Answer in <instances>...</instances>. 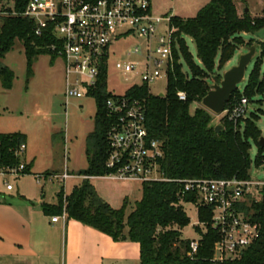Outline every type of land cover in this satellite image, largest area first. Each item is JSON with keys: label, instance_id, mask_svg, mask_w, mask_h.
Returning a JSON list of instances; mask_svg holds the SVG:
<instances>
[{"label": "trees", "instance_id": "16d2710c", "mask_svg": "<svg viewBox=\"0 0 264 264\" xmlns=\"http://www.w3.org/2000/svg\"><path fill=\"white\" fill-rule=\"evenodd\" d=\"M15 9L23 12L29 0H13ZM176 28L178 46L174 47L175 61L168 76L167 90L163 96L150 93L148 85L132 87L127 95L144 102L146 127L152 138L163 143L164 158L160 160L163 176L168 179H249L253 166H264V147L260 145L262 131L257 126L260 116L251 113L236 126L227 117L221 120V129L212 125V113L191 106L200 103L210 91V72L223 65L241 43L243 33L264 35V16L251 18L248 13L239 17L234 0H211L193 18H171ZM35 25L22 16L0 19V79L5 89H11L15 74L2 64V59L13 49L16 41L23 43L27 59V75H33L32 66L40 55L56 56L48 49L54 42L49 35L38 37ZM192 39L196 57L190 52L186 38ZM264 47V39L259 41ZM264 49L254 61L248 80L242 91L232 95L226 108L234 99L243 97L253 101L264 95ZM187 70H184L185 66ZM106 75L92 97L96 101L94 130L86 140L88 169L81 175L86 178L74 186L69 194L62 189L57 194V204H43V211L50 216L65 214L85 226L92 227L115 241L130 240L140 245V264H264V200L253 203V219L261 224L258 240L238 259L214 261V246L219 233L211 227L212 211L198 208L199 223L207 225L202 234L197 253L192 254L190 240L182 239V230L191 219L179 203L181 185L176 182L156 181L142 183V197L128 210L129 202L115 209L97 193L90 177H102L109 173L107 134L112 119L106 105ZM178 92H185L186 101H180ZM26 142L22 133H0V169L18 167L23 159L16 155ZM253 145L257 151L252 157ZM29 166L23 175L29 174ZM80 175V176H81ZM194 201L187 196L185 202ZM196 230L201 231L199 227Z\"/></svg>", "mask_w": 264, "mask_h": 264}, {"label": "built area", "instance_id": "2783aa9c", "mask_svg": "<svg viewBox=\"0 0 264 264\" xmlns=\"http://www.w3.org/2000/svg\"><path fill=\"white\" fill-rule=\"evenodd\" d=\"M16 16L32 21L36 36L49 35L54 39L48 49L63 61L67 104L72 99L92 97L106 75L110 95L106 110L112 119L107 134L109 173L98 178L121 183H179L180 205L192 204L197 212L199 207L212 211L211 227L219 233L213 260L227 262L243 256L261 232V224L253 219V209L247 212L243 206L249 208L264 200V179L253 177L251 172L250 178L244 180L165 178L160 168L163 143L148 132L144 102L127 95L132 87L168 80L175 61L174 47L178 46L171 16L156 15L152 0H29L23 12L15 9L13 0H0V19ZM129 35H137L144 45L134 46L126 59L115 61L114 68L126 82L137 79L139 83L129 85L119 95L109 89L110 59L114 44ZM177 97L187 100L185 92H178ZM248 104L245 97L234 99L223 115L237 126L247 117ZM25 152L23 143L16 155L23 159ZM25 170L22 161L18 167L0 169V175L18 178ZM72 178L76 176L67 170L36 176L39 185L57 180L63 188ZM5 185L12 190L11 184ZM187 196H193L194 201L185 202ZM52 221L58 222L59 217ZM203 227L207 232V225L203 223ZM199 242L200 239L191 240L192 254L197 253Z\"/></svg>", "mask_w": 264, "mask_h": 264}, {"label": "rangeland", "instance_id": "374dc122", "mask_svg": "<svg viewBox=\"0 0 264 264\" xmlns=\"http://www.w3.org/2000/svg\"><path fill=\"white\" fill-rule=\"evenodd\" d=\"M210 1L152 0V6L156 15L171 16V18L177 16L187 19L195 17L199 10ZM234 2L239 17L244 15L246 9L249 10L248 14L251 18L264 16V0H234ZM186 40L190 52L197 58L196 47L192 39L187 37ZM258 42L259 38H256L253 34L243 33L241 43L237 45L235 54L223 65L218 66L214 72L209 73L208 77L211 84H219L223 73L238 64L240 56L247 52V47L258 44L255 61L260 55V50L264 49L262 43L259 46ZM136 45L142 46L144 41L138 38L137 35H129L120 42L115 43L112 48L109 89L115 94L122 95L129 85L139 83L137 79L126 82L114 68L115 61L126 59L129 50ZM254 61L247 70L245 83L239 85L240 91L245 87L249 73L254 66ZM2 64L14 72L15 79L11 89H5L0 79V133L25 132L29 140V151L38 155L40 167H46L52 175L63 173L65 166H68V161L75 162L82 167L83 159L86 160V157L82 154L83 145L86 143L85 137L93 131L95 125V99L93 97L72 99L66 104L64 65L60 58L52 60L50 55H40L32 66L33 75L28 77L25 49L20 41H16L13 49L2 59ZM184 66V70H187L186 65ZM261 72L264 73V64ZM167 83L166 78L155 81L148 86L150 93L156 96L165 94ZM197 107L202 108V105L200 103L193 104L190 109L191 113H194ZM251 113L260 116L257 126L262 131V137H264V95L255 97L253 101L249 100L246 118ZM223 117V114L220 116L212 114V125L220 126ZM256 151L257 148L253 145V158ZM251 174L253 177L264 179V166L260 168L253 166ZM20 180V178L12 176L3 177L0 175V189L6 187L5 183H9L17 189ZM25 182H27L26 186L32 191L37 188L43 189L46 201H56L57 194L62 189L64 194H67L63 184L57 180L44 182L42 186L37 185L33 178H27ZM91 182L95 186L111 192L119 190L126 193L123 194L125 195L123 197L129 202V211L134 207L136 201L142 197L140 183H121L106 179H93ZM73 184L72 181L68 183L67 191L70 190ZM39 189L37 195H40ZM183 207L191 219L190 225L183 229V239H201L206 229L203 227V223H199L195 206L184 204ZM196 227H199L201 235Z\"/></svg>", "mask_w": 264, "mask_h": 264}, {"label": "crops", "instance_id": "0c3cea01", "mask_svg": "<svg viewBox=\"0 0 264 264\" xmlns=\"http://www.w3.org/2000/svg\"><path fill=\"white\" fill-rule=\"evenodd\" d=\"M22 134L26 135L25 132ZM28 141L27 136L23 161L29 166L30 173L18 177L21 180L17 189L14 186L12 190H7L5 186L0 189V264H140L139 243L115 241L92 227L67 219L64 214L57 215L59 221L54 223L52 218L55 216L44 213L43 204L56 205L58 200L46 201L43 189L32 191L26 186L27 178H33L39 185L36 176L50 174L49 169L40 167L38 155L29 151ZM82 154L86 157L82 167L69 161L65 166V170L76 176L65 183L67 194L86 178L81 175L88 169L86 143ZM93 179L102 178H89L90 181ZM70 181L74 184L67 191ZM95 188L98 195L113 208L123 206V194L126 193ZM38 189L40 195L36 194Z\"/></svg>", "mask_w": 264, "mask_h": 264}, {"label": "water", "instance_id": "95a60500", "mask_svg": "<svg viewBox=\"0 0 264 264\" xmlns=\"http://www.w3.org/2000/svg\"><path fill=\"white\" fill-rule=\"evenodd\" d=\"M248 12L249 10L246 9L245 13ZM255 37L259 38V41L264 39V35L257 34ZM257 48L258 44L247 47V52L240 56L238 64L223 73L220 83L210 85V91L201 101L202 107L216 116L225 112L232 95L238 90L240 84L245 83L247 70L256 57ZM220 129L221 126L216 127L217 132ZM260 145L264 147V137L261 138Z\"/></svg>", "mask_w": 264, "mask_h": 264}]
</instances>
